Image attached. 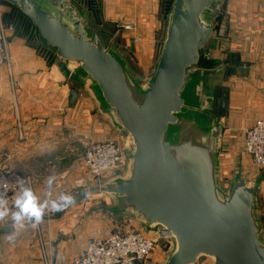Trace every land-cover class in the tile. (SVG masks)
Returning a JSON list of instances; mask_svg holds the SVG:
<instances>
[{
	"label": "crops",
	"instance_id": "1",
	"mask_svg": "<svg viewBox=\"0 0 264 264\" xmlns=\"http://www.w3.org/2000/svg\"><path fill=\"white\" fill-rule=\"evenodd\" d=\"M59 1L41 0L48 7ZM72 1L84 17H98L111 33L117 21L136 23L118 32L113 45L138 81L149 80L169 17L162 13V0H95V6L94 0ZM13 5L0 0V24ZM219 9L216 31L201 49L192 73L188 104L218 126L221 192L226 193L238 175L258 183L255 214L264 241V170L244 149V129L264 117V0H222ZM6 32L12 74L0 68V162L33 174L38 180L33 195L46 207L37 226L35 217L25 216L19 223L13 219L19 211L16 204L0 206V211L7 209L0 217V264H68L90 239L114 231L116 218L122 225L128 217L139 220L131 210H113L114 195L90 189L87 167L77 157L82 141L118 140L124 135L80 65L56 55L48 58L26 36L14 29ZM223 93L226 102L221 109ZM69 145L74 147L70 150ZM55 156L63 158L54 165L47 162ZM81 192L85 197L75 201ZM61 197H71L72 202ZM53 202L63 210L54 211ZM175 246L174 238L160 237L145 262H164ZM195 264L214 261L199 257Z\"/></svg>",
	"mask_w": 264,
	"mask_h": 264
},
{
	"label": "water",
	"instance_id": "2",
	"mask_svg": "<svg viewBox=\"0 0 264 264\" xmlns=\"http://www.w3.org/2000/svg\"><path fill=\"white\" fill-rule=\"evenodd\" d=\"M7 1L32 19L56 56L80 65L116 126L130 135L129 174L90 189L114 195L113 210H131L157 226L159 237L174 238L175 249L158 264H195L201 255L214 264H264L255 214L258 183L238 175L221 192L218 126L188 104L192 73L216 31L222 0L172 1L145 88L108 42L100 19L84 17L75 1L60 0L49 7L41 0ZM222 95L221 109L226 102ZM84 197L81 192L75 201Z\"/></svg>",
	"mask_w": 264,
	"mask_h": 264
},
{
	"label": "built area",
	"instance_id": "3",
	"mask_svg": "<svg viewBox=\"0 0 264 264\" xmlns=\"http://www.w3.org/2000/svg\"><path fill=\"white\" fill-rule=\"evenodd\" d=\"M113 33L107 30V26L99 27L106 34L108 42L114 47L115 36L122 30L133 29L136 25L132 21H117L114 23ZM7 29H14L13 24H0V66L12 69V56L6 35ZM115 48V47H114ZM116 49V48H115ZM24 134L21 133V137ZM69 149L74 145H69ZM244 149L252 157L253 162L264 170V117L244 129ZM77 157L87 167L91 185H101L107 181L122 177L127 170L128 156L124 144L117 139L104 140L87 139L82 141V148ZM62 156H55L47 162L54 165ZM130 164V163H129ZM75 165L70 167L74 170ZM37 178L24 171L16 170L7 164L0 165V201L2 205L16 204L21 196L22 189L27 187L34 191ZM38 226V223L36 221ZM159 236H148L145 228L128 229L126 231H109L101 236L93 237L76 254L70 257L68 264H135L138 260L142 264L157 247ZM46 264H51L46 261Z\"/></svg>",
	"mask_w": 264,
	"mask_h": 264
},
{
	"label": "trees",
	"instance_id": "4",
	"mask_svg": "<svg viewBox=\"0 0 264 264\" xmlns=\"http://www.w3.org/2000/svg\"><path fill=\"white\" fill-rule=\"evenodd\" d=\"M172 1L173 0H162V13L164 15L167 14V11L171 8ZM91 3H94V6L95 4H97L95 0L94 2L91 1ZM4 23L6 25L10 23L13 24L14 30L17 33L26 36L28 41L33 43L36 46V48L42 51L48 58H51L53 55H55L54 49L44 42V40L42 39L39 33L37 26L33 23L32 19L28 15H26L15 4L13 5L11 12L6 16V20H4ZM104 25L107 26V24ZM164 38H165V33H164ZM164 38L162 39V42Z\"/></svg>",
	"mask_w": 264,
	"mask_h": 264
},
{
	"label": "rangeland",
	"instance_id": "5",
	"mask_svg": "<svg viewBox=\"0 0 264 264\" xmlns=\"http://www.w3.org/2000/svg\"><path fill=\"white\" fill-rule=\"evenodd\" d=\"M171 9V8H170ZM170 9L167 11V14H170ZM166 26H167V24H166ZM165 31H166V28L164 29V33H165ZM6 35H7V32H6ZM8 36V35H7ZM164 38V37H163ZM163 43V42H162ZM162 43H161V45H162ZM161 47V46H160ZM160 49V48H159ZM117 50V49H116ZM38 51H40L39 49H38ZM118 51V50H117ZM41 53H43L42 51H40ZM44 54V53H43ZM1 67H6V66H0V68ZM7 68V67H6ZM8 69V68H7ZM8 73H9V75H11L12 74V69L11 70H9L8 69ZM143 79H146L145 77H142ZM147 81L148 80H145V81H138L139 82V85L141 86V87H143V88H145L146 87V85H147ZM11 83H12V85H14V83H13V80L11 81ZM122 130V129H121ZM122 134L124 135H122L123 136V138H121V139H118V141L120 142V143H122V144H124L125 145V147H126V149H127V156H128V159H129V161H128V166H127V170L125 171V173H124V175L122 176V177H125V176H127L128 174H129V171H130V165H131V154H132V151H133V146H132V143H131V138H130V135L125 131V130H122ZM23 137H25V136H23ZM22 137V138H23ZM130 163V164H129ZM3 164H7L8 165V163H6V162H0V165H3ZM8 166H10V165H8ZM11 167V166H10ZM12 168V167H11ZM14 169V168H13ZM234 180H232L231 181V183L233 182ZM129 214H130V211L128 212ZM131 214H133V216H134V213H132L131 212ZM136 215V214H135ZM117 219L118 218H116V223H115V229L114 230H119V231H126V230H128V229H133V228H137V229H142L143 227L145 228V232H146V234L148 235V236H152V237H157L158 235H157V233H156V230H157V226H154V225H150V224H148V223H146L143 219H141V218H139V217H137V219H139V220H135L134 221V219H132V217L130 218V217H128V220H129V222H126V223H124L123 225L122 224H119L118 222H117ZM135 223H138V224H135ZM153 234V235H152ZM200 258H209V259H212L210 256H208V255H201L200 256ZM147 260H148V258H147ZM213 260V259H212ZM143 264H148V263H143Z\"/></svg>",
	"mask_w": 264,
	"mask_h": 264
},
{
	"label": "clouds",
	"instance_id": "6",
	"mask_svg": "<svg viewBox=\"0 0 264 264\" xmlns=\"http://www.w3.org/2000/svg\"><path fill=\"white\" fill-rule=\"evenodd\" d=\"M51 181H49L50 183ZM61 199L65 200L67 203H71V197H61ZM3 202L0 201V206H2ZM16 207L19 209L18 212L13 214V219L19 223L25 216L27 217H35L37 223L41 221L43 215V209L46 207L45 204H38L37 198L33 195L31 189L25 188L23 189V194L19 196L16 200ZM52 208L54 211L63 210V206L53 202ZM7 214V209L0 211V217H3ZM35 226V224L33 225Z\"/></svg>",
	"mask_w": 264,
	"mask_h": 264
}]
</instances>
